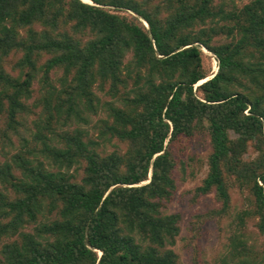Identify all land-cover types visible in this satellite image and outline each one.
<instances>
[{
	"label": "trees",
	"instance_id": "16d2710c",
	"mask_svg": "<svg viewBox=\"0 0 264 264\" xmlns=\"http://www.w3.org/2000/svg\"><path fill=\"white\" fill-rule=\"evenodd\" d=\"M35 80L44 110L31 140L22 114ZM100 108L102 143L116 138L123 153L100 150L83 129L55 132L52 119L86 121ZM202 132L211 152L195 196L214 192L210 215H227L237 185L255 206L236 214L225 261L264 264L245 231L254 215L264 233V0L233 10L215 0H0V238L14 237L0 264H178L180 215L163 208L177 189V142ZM250 144L258 155L246 159Z\"/></svg>",
	"mask_w": 264,
	"mask_h": 264
},
{
	"label": "rangeland",
	"instance_id": "374dc122",
	"mask_svg": "<svg viewBox=\"0 0 264 264\" xmlns=\"http://www.w3.org/2000/svg\"><path fill=\"white\" fill-rule=\"evenodd\" d=\"M85 1V0H83ZM91 2L86 0L85 2ZM251 0H215L217 5L223 6L227 10L241 9L245 4ZM120 14L130 15L129 11H118ZM133 14V13H132ZM226 23L225 20H220V23ZM146 25L145 21H143ZM146 27H148L146 25ZM224 36L216 38V42L224 41ZM205 54L203 56V62L206 68L216 71L217 60L206 48H203ZM132 53L127 54V59L131 57ZM62 75V70L55 69L51 73V77L58 88H61L60 83L57 81ZM39 82L35 80L32 85V96L28 99L27 103L30 106V113H23L22 118L24 124L28 130V137L33 140L32 132H37L38 129L36 121L42 116L43 103L38 101L39 97ZM97 94L102 98V102L110 101L112 98L105 95L104 91L95 89ZM115 103H119L115 100ZM107 112L104 108H100L97 113H84L86 121L70 118L67 123L62 124L52 119L53 127L57 134H61L63 131L72 132L74 129L79 128L87 131L88 136L86 139L103 142L104 138L100 135L99 126L101 120L107 118ZM50 115L46 118H49ZM44 118L42 122L48 123V119ZM45 125V123H44ZM42 133L52 137L53 144H60V137L54 135L49 128H42ZM54 131V130H53ZM234 135V134H233ZM59 139V140H58ZM13 140L18 141V138L14 136ZM41 146V144H38ZM127 148L126 143L121 142L116 138L106 140L99 147L100 150L106 153L117 150L123 153ZM15 149L10 150V155L15 152ZM211 152L210 137L208 132L197 133L196 135L182 139L177 142L175 149L176 166L174 169V178L177 183V189L170 202H168L163 212L165 214H179L180 215V232L176 237V242L171 247L178 254V264H227L225 259L228 255V245L230 237L236 229V222L234 220L236 214L241 210H253L255 208L253 203V195L248 189L241 188L239 186H233L230 189L231 192V208L227 215L212 216L210 212L220 207V202L216 199L215 193H207L199 196H195V189L202 183V180L206 177L208 167V157ZM257 152L252 144L249 145L246 159H253L257 156ZM6 155L0 152V163L4 162ZM71 172H74L79 178L83 175L82 167L76 169L71 168ZM0 189L6 191L4 186L0 184ZM14 195L13 192H10ZM40 220H45L41 218ZM257 216H248L246 219L245 231L250 238V242L254 243L258 249H264V233H261L258 226ZM36 224H30L25 228L26 231H33V227ZM13 238L2 237L0 238V256L2 246L11 241Z\"/></svg>",
	"mask_w": 264,
	"mask_h": 264
},
{
	"label": "clouds",
	"instance_id": "9594fccd",
	"mask_svg": "<svg viewBox=\"0 0 264 264\" xmlns=\"http://www.w3.org/2000/svg\"><path fill=\"white\" fill-rule=\"evenodd\" d=\"M147 25V24H146ZM217 70V69H216ZM216 72V71H215Z\"/></svg>",
	"mask_w": 264,
	"mask_h": 264
},
{
	"label": "bare ground",
	"instance_id": "6f19581e",
	"mask_svg": "<svg viewBox=\"0 0 264 264\" xmlns=\"http://www.w3.org/2000/svg\"><path fill=\"white\" fill-rule=\"evenodd\" d=\"M86 1V0H85ZM88 2V1H87Z\"/></svg>",
	"mask_w": 264,
	"mask_h": 264
}]
</instances>
